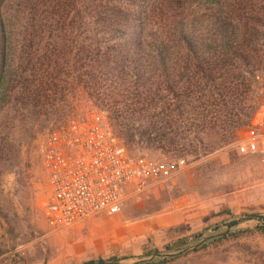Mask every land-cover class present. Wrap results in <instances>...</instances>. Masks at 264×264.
Segmentation results:
<instances>
[{
	"label": "trees",
	"instance_id": "1",
	"mask_svg": "<svg viewBox=\"0 0 264 264\" xmlns=\"http://www.w3.org/2000/svg\"><path fill=\"white\" fill-rule=\"evenodd\" d=\"M204 1L221 8L220 0ZM189 3L196 2L0 0V170L9 173L17 163L20 134L42 129L77 91L109 115L125 144L137 139L171 148L177 158L184 147L194 149L191 157L200 155L196 147L208 137L199 134H214L218 148L242 128L245 134L255 111L245 102L261 41V8L245 4L229 16L205 18L212 8L188 16ZM177 134L195 136L186 146L187 138Z\"/></svg>",
	"mask_w": 264,
	"mask_h": 264
},
{
	"label": "rangeland",
	"instance_id": "2",
	"mask_svg": "<svg viewBox=\"0 0 264 264\" xmlns=\"http://www.w3.org/2000/svg\"><path fill=\"white\" fill-rule=\"evenodd\" d=\"M241 1L220 0L218 9L204 0H192L196 3H189L188 16L192 15L190 12L201 16L209 8L213 12H205V18L219 13L229 16V11L240 8L242 11L245 4L249 8L254 6L255 11L261 8V41L253 63L251 91L245 102L255 109L252 123L264 120V0H249L244 4ZM177 14L174 10V15ZM96 118L105 119L121 139L117 124L80 91L73 93L54 116H49L42 129L35 134H20L22 147L17 163H13L9 173L0 170V264L128 260L151 255L155 250L174 251L180 249L175 246L193 235L205 238L225 231L232 221L264 216V153L237 154L236 144L246 135L242 128L232 143L219 148L214 134H199L208 139L197 145L200 153L197 157L189 155L194 150L190 147H184V155L177 158L169 151L171 148L157 149L137 139L125 144L121 139L130 154L172 163L180 160L183 164L171 179L143 192H128L117 214L100 215L75 227L52 230L43 216L47 178L36 142L71 121ZM177 136L187 138V146L195 135ZM222 238H218L219 242H208L202 251L168 264H264V222L254 219L240 222ZM194 242L190 241L189 245Z\"/></svg>",
	"mask_w": 264,
	"mask_h": 264
},
{
	"label": "built area",
	"instance_id": "3",
	"mask_svg": "<svg viewBox=\"0 0 264 264\" xmlns=\"http://www.w3.org/2000/svg\"><path fill=\"white\" fill-rule=\"evenodd\" d=\"M245 134L237 154L264 153V120H253ZM36 148L47 178L43 216L52 230L117 214L128 192L171 179L183 164L130 154L102 118L71 121L41 136Z\"/></svg>",
	"mask_w": 264,
	"mask_h": 264
},
{
	"label": "water",
	"instance_id": "4",
	"mask_svg": "<svg viewBox=\"0 0 264 264\" xmlns=\"http://www.w3.org/2000/svg\"><path fill=\"white\" fill-rule=\"evenodd\" d=\"M252 219L260 220L264 222L263 215H252V216H248L240 220H237V223L235 225H237L240 222L248 221ZM235 225L227 226V229L221 233L213 234L205 238H200L197 241H195L193 244L177 249V250H174V251L159 252V253L151 254L148 256H144V257H138V258H133V259H128V260H121L117 262H103L100 264H147L153 261L164 260V259H175L177 257H182V256L195 252L197 249L201 248L202 246L206 245L208 242L212 240L224 237L227 233H229L231 228Z\"/></svg>",
	"mask_w": 264,
	"mask_h": 264
}]
</instances>
